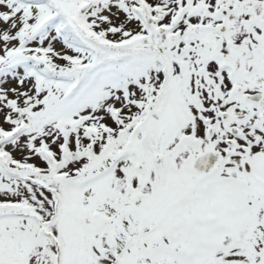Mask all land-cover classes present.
I'll use <instances>...</instances> for the list:
<instances>
[{
    "label": "snow or ice",
    "instance_id": "1",
    "mask_svg": "<svg viewBox=\"0 0 264 264\" xmlns=\"http://www.w3.org/2000/svg\"><path fill=\"white\" fill-rule=\"evenodd\" d=\"M0 264H264V0H0Z\"/></svg>",
    "mask_w": 264,
    "mask_h": 264
}]
</instances>
